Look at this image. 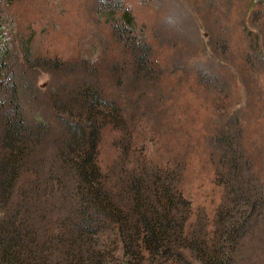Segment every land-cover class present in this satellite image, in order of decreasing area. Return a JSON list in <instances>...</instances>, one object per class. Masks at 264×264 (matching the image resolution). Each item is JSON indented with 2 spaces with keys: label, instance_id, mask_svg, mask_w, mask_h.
Listing matches in <instances>:
<instances>
[{
  "label": "rangeland",
  "instance_id": "1",
  "mask_svg": "<svg viewBox=\"0 0 264 264\" xmlns=\"http://www.w3.org/2000/svg\"><path fill=\"white\" fill-rule=\"evenodd\" d=\"M0 62V159L13 107L52 151L95 115L117 211L76 238L66 193L27 264H264V0H0Z\"/></svg>",
  "mask_w": 264,
  "mask_h": 264
},
{
  "label": "trees",
  "instance_id": "2",
  "mask_svg": "<svg viewBox=\"0 0 264 264\" xmlns=\"http://www.w3.org/2000/svg\"><path fill=\"white\" fill-rule=\"evenodd\" d=\"M123 21L128 27L135 25L128 11L123 12ZM99 124L95 115L66 121L62 144L52 151L47 150L50 128L45 121L31 122L18 106L5 115L1 136L4 156L0 159V264H27L23 252L34 232L30 217L60 207L58 203L68 192L74 196L67 206L70 213L75 210L77 214L73 220V231L79 233L76 238L80 233L94 234L101 228L102 217L117 213L106 198L102 181L98 153L104 127ZM48 157H52L48 166L23 163L27 158Z\"/></svg>",
  "mask_w": 264,
  "mask_h": 264
}]
</instances>
